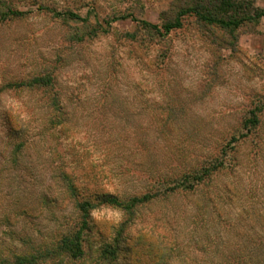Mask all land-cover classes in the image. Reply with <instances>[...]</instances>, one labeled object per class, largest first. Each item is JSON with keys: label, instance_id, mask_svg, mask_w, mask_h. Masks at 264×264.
<instances>
[{"label": "rangeland", "instance_id": "374dc122", "mask_svg": "<svg viewBox=\"0 0 264 264\" xmlns=\"http://www.w3.org/2000/svg\"><path fill=\"white\" fill-rule=\"evenodd\" d=\"M247 1L264 9V0ZM187 2L0 0V170L8 166L14 147L5 118L21 117L32 134L41 136L51 111L40 104L56 99L65 125L25 147L19 169L0 173L1 244L8 241L2 216L17 207L29 215L13 218L16 227L47 239L43 242L50 246L48 238L73 218L71 200L51 184L60 164L83 194L98 186L127 197L142 189L147 177L198 168L211 154L231 164L207 189L222 221L204 193L197 192L160 195L132 214L102 207L92 213L93 234L83 257L60 255L40 264H154L163 247L167 264H208L228 241L246 242V230L259 228L255 218L264 213V17L228 29L189 14L182 28L165 36L142 24L161 27ZM42 6L87 20L57 17L40 11ZM10 7L29 13L15 18L6 14ZM123 15L135 20L117 19ZM99 26L107 32L90 35ZM41 74L52 77L51 90L9 88ZM251 110L260 123L248 132L243 121ZM247 132L229 142L232 135ZM42 193H47L46 204ZM120 225L127 229L119 238V257L100 260L98 246L110 241ZM138 232L135 263L128 254L131 241L124 237Z\"/></svg>", "mask_w": 264, "mask_h": 264}, {"label": "trees", "instance_id": "16d2710c", "mask_svg": "<svg viewBox=\"0 0 264 264\" xmlns=\"http://www.w3.org/2000/svg\"><path fill=\"white\" fill-rule=\"evenodd\" d=\"M39 10L51 13L57 17H65L69 20H79L85 22L87 17L83 18L71 11L60 12L48 6H42ZM29 12L18 11L8 8L6 14L13 17H21ZM192 14L197 19L205 24H213L222 28L234 29L242 25L246 21H256L261 17H264V9L256 8L250 1L247 0H188V2L179 8L176 16L173 20L168 21L161 25V27L151 24L147 21H142V24L150 30H155L161 35L170 34L174 30H178L183 26V19L186 15ZM131 19L130 15H123L118 17V20ZM109 25V24H107ZM163 29V33H161ZM107 32L106 28L99 26L91 30L90 35L96 36L100 33ZM54 86L53 79L48 74H41L33 76L30 79L19 80L16 83L9 84V88L12 89H27V90H40L45 92ZM49 90V91H50ZM46 108L51 111V115L48 117L47 123L49 126L45 127L44 134L46 131L51 130L53 127L60 126L65 127L62 116L63 106L62 103L56 99L44 100L43 104ZM251 117L246 118L243 121V127L251 131L259 125L260 120L257 114L251 110ZM5 124L8 128L9 135L13 138V148L7 159L8 166L4 165L1 172L11 169L17 170L20 168V155L25 147L35 142L41 141L39 134H32L33 130L27 129L25 126V119L18 116H9L5 118ZM241 133L238 136L232 135L229 142H238L242 138L248 136L249 133ZM38 136V138H36ZM44 138V137H43ZM218 154L204 158L198 168L190 167L189 169H178L175 174H162L152 175L146 178V185L133 193L130 196H125L121 193L114 191H107L103 188L96 187L86 194L79 191V187L76 184V180L69 174L66 173L62 164L56 166V173L52 178L56 181L51 184H57L62 187L63 194L67 195L72 202V217L70 222L64 223L59 230L51 237L52 246L44 243L47 239L32 238L29 233H26L21 228H17V221L12 220L20 218L23 219L29 215L28 210L23 207H17L13 211L2 216V219L6 222V229L2 231L4 235H7L8 241L6 244L0 243V264H40V262L47 258H58L60 255H65L71 259H79L85 254V247L90 243L92 231L94 228L93 224V211L102 207H112L123 210L126 214H132L136 207L142 206L145 203L156 199L158 196L175 195L178 193H204L205 199L212 206L211 212L218 221L223 220V213L218 210L217 204L212 202L208 187L213 177L216 174L228 170L231 167L230 160L229 164ZM9 168V169H8ZM55 170V168H54ZM51 179V178H50ZM47 193H42L40 201L43 204L48 203ZM255 220L259 225V228H252L246 230L245 241H228L223 250L219 251L216 255L217 258L209 261L208 264H264V213H260ZM12 220V221H11ZM128 221V220H127ZM126 221V223H127ZM125 223V222H124ZM123 225V224H121ZM118 227L115 230V235L108 242H103L99 248L100 260H108L112 262L119 256L120 248H118L119 238L124 234L127 226ZM228 234L233 230H227ZM243 235V234H242ZM125 240L130 239V260L133 262H139L136 259L135 252L133 249L137 246L136 240L140 238V233L133 238L124 237ZM197 244H199L197 242ZM204 245H198V248L202 250ZM165 247L160 248V254L157 257L154 264H167L163 258V250ZM205 248V247H204ZM166 249V248H165ZM171 251V248H170Z\"/></svg>", "mask_w": 264, "mask_h": 264}]
</instances>
